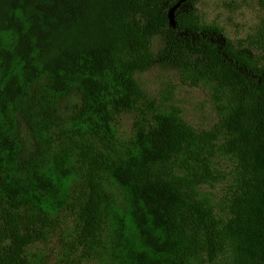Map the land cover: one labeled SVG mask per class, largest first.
Here are the masks:
<instances>
[{"label":"trees","instance_id":"16d2710c","mask_svg":"<svg viewBox=\"0 0 264 264\" xmlns=\"http://www.w3.org/2000/svg\"><path fill=\"white\" fill-rule=\"evenodd\" d=\"M179 1L0 0V264H33L27 249L64 211L76 218L67 264L102 249L114 264H264V56L252 50L264 52V30L237 45L203 21L199 0L172 24ZM161 34L159 60L212 90L214 129L157 111L139 83ZM76 92L81 107L64 118ZM132 112L124 146L117 126ZM218 154L235 162L226 216L201 194Z\"/></svg>","mask_w":264,"mask_h":264},{"label":"rangeland","instance_id":"374dc122","mask_svg":"<svg viewBox=\"0 0 264 264\" xmlns=\"http://www.w3.org/2000/svg\"><path fill=\"white\" fill-rule=\"evenodd\" d=\"M260 2L261 0H199L198 11L204 22L221 26L237 45L248 46L249 41L264 30V9ZM164 46L163 34L153 39L152 51L156 61L151 69L137 74L139 83L149 99L155 102L157 111L179 109L183 119L197 130L214 129L219 123V114L212 90L208 85L195 86L186 82L175 65L160 61L158 54ZM252 50L264 56V52L259 49ZM81 104V95L77 92L72 94L61 104V115L70 118L78 112ZM135 115L132 112L120 117L117 131L124 146L129 145L134 138ZM22 137L27 147L32 150L33 138L26 129H23ZM212 165L215 179L201 187V194L211 202L218 214L226 216L235 162L227 156L218 154L213 159ZM112 190L119 204H122L124 201L122 191L116 186ZM61 219V225L50 233L46 240L36 242L27 249V257L33 264H67L63 256L68 250L67 243L72 240L76 218L71 212L64 211ZM113 237V232L107 235L108 246L111 245ZM101 251L102 256L81 260V264H114L109 253L105 249ZM74 258L80 260L76 256ZM229 262L230 257L226 254L215 264H229ZM203 264L211 263L206 261Z\"/></svg>","mask_w":264,"mask_h":264},{"label":"water","instance_id":"95a60500","mask_svg":"<svg viewBox=\"0 0 264 264\" xmlns=\"http://www.w3.org/2000/svg\"><path fill=\"white\" fill-rule=\"evenodd\" d=\"M187 0H180L174 7L173 9L171 10L170 12V20H171V23L174 24V13H175V10L183 3Z\"/></svg>","mask_w":264,"mask_h":264}]
</instances>
